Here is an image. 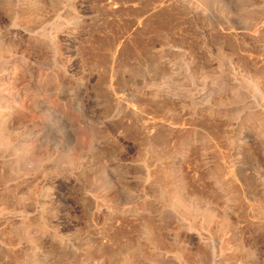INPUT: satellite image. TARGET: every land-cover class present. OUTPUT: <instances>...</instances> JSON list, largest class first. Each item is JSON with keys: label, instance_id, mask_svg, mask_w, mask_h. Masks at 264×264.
Masks as SVG:
<instances>
[{"label": "rangeland", "instance_id": "rangeland-1", "mask_svg": "<svg viewBox=\"0 0 264 264\" xmlns=\"http://www.w3.org/2000/svg\"><path fill=\"white\" fill-rule=\"evenodd\" d=\"M21 1L0 264H264V0Z\"/></svg>", "mask_w": 264, "mask_h": 264}, {"label": "bare ground", "instance_id": "bare-ground-1", "mask_svg": "<svg viewBox=\"0 0 264 264\" xmlns=\"http://www.w3.org/2000/svg\"><path fill=\"white\" fill-rule=\"evenodd\" d=\"M31 1V0H30ZM30 1L29 0H22L21 1V3H22V10L25 12L26 11V14H28L27 12H30ZM35 2V1H34ZM31 7H32V5H31ZM4 10V9H3ZM5 11V10H4ZM31 12H33V10L31 11ZM30 14V13H29ZM28 14V15H29ZM34 15V14H33ZM30 16V15H29ZM25 17H27V15L25 16ZM31 17V16H30ZM29 17V18H30ZM29 20H31V19H29ZM28 21V20H27ZM27 21H26V23H27ZM29 23V22H28ZM31 23V22H30ZM31 26V25H30ZM29 28H31V27H29ZM33 28V27H32ZM30 33H32V30H30L29 31ZM1 53V52H0ZM0 118H3V117H0ZM2 121H4L3 119H1ZM3 124V123H2ZM3 131V130H2ZM0 136H1V133H0ZM9 142V141H8ZM176 197V196H175ZM188 211V210H187Z\"/></svg>", "mask_w": 264, "mask_h": 264}]
</instances>
